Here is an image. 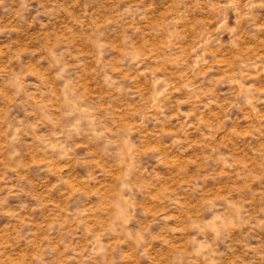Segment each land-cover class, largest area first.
<instances>
[{"label":"rangeland","instance_id":"1","mask_svg":"<svg viewBox=\"0 0 264 264\" xmlns=\"http://www.w3.org/2000/svg\"><path fill=\"white\" fill-rule=\"evenodd\" d=\"M0 264H264V0H0Z\"/></svg>","mask_w":264,"mask_h":264}]
</instances>
